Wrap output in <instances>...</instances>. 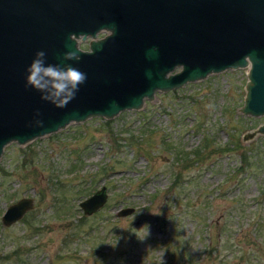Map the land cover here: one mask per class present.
I'll list each match as a JSON object with an SVG mask.
<instances>
[{"label":"rangeland","instance_id":"374dc122","mask_svg":"<svg viewBox=\"0 0 264 264\" xmlns=\"http://www.w3.org/2000/svg\"><path fill=\"white\" fill-rule=\"evenodd\" d=\"M246 80L247 68L209 74L139 110L6 145L0 264H264V135L244 139L264 116L240 112ZM245 149L258 155L238 169ZM103 185L106 203L85 215L79 202ZM23 196L35 207L3 226Z\"/></svg>","mask_w":264,"mask_h":264},{"label":"water","instance_id":"95a60500","mask_svg":"<svg viewBox=\"0 0 264 264\" xmlns=\"http://www.w3.org/2000/svg\"><path fill=\"white\" fill-rule=\"evenodd\" d=\"M113 37L63 61L70 34ZM74 47V45H73ZM37 51L47 64H72L87 76L65 107L26 86ZM247 68L240 112L264 116V0H0V156L11 142L23 145L72 122L139 110L157 91L167 92L209 74ZM264 135V122L244 139ZM103 185L79 202L91 215L107 200ZM35 207L32 196L10 203L3 226ZM120 207L118 217L133 213Z\"/></svg>","mask_w":264,"mask_h":264},{"label":"clouds","instance_id":"9594fccd","mask_svg":"<svg viewBox=\"0 0 264 264\" xmlns=\"http://www.w3.org/2000/svg\"><path fill=\"white\" fill-rule=\"evenodd\" d=\"M112 30L101 28L94 36L88 33L70 34V43L66 45L68 51L63 54V61L79 62L82 49L89 45H101L104 37H113ZM74 45V47H73ZM46 53L37 51L34 59L26 69V86H30L41 93V99L54 104L56 107H65L76 96L81 85L86 82L87 76L84 72L72 64H47Z\"/></svg>","mask_w":264,"mask_h":264},{"label":"trees","instance_id":"16d2710c","mask_svg":"<svg viewBox=\"0 0 264 264\" xmlns=\"http://www.w3.org/2000/svg\"><path fill=\"white\" fill-rule=\"evenodd\" d=\"M106 123H108L109 121L107 120V121H105ZM131 139H128L126 142H130L131 143ZM126 142H122V140L121 139H116L115 141H114V143H115V147L117 148V149H119L120 147H126V146H128V144L126 143ZM208 142V140H205V143H203L201 146H199L198 148H196L195 150H193V151H191V152H187V154L183 157V159L182 160H185V161H189V160H193V159H191V157H193L194 159L196 158V160H197V158H198V156L202 153V150L203 149H205L207 146H208V144L209 143H207ZM130 143H129V145H130ZM258 152H254L252 149H245V151L244 152H242V154H241V156H240V167L238 168V169H242L243 168V165H245V167H248L251 163L249 162V160H253V158L256 156L255 154H257ZM258 155V154H257ZM177 156V155H176ZM189 158V159H188ZM175 181H176V179H174V183H175ZM178 187L179 186V188H181L182 187V185L181 184H174L173 185V187ZM173 215V214H172ZM87 217H85V216H82V221L84 220V219H86ZM82 225V224H81ZM78 228V227H80V224L78 223V224H76V225H74V228ZM89 228H91V231L93 230L92 229V225H90V227ZM79 231V230H78ZM88 232H85L84 233V235H86Z\"/></svg>","mask_w":264,"mask_h":264},{"label":"flooded vegetation","instance_id":"af4514ba","mask_svg":"<svg viewBox=\"0 0 264 264\" xmlns=\"http://www.w3.org/2000/svg\"><path fill=\"white\" fill-rule=\"evenodd\" d=\"M86 49H88V48H86Z\"/></svg>","mask_w":264,"mask_h":264}]
</instances>
